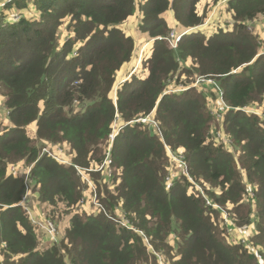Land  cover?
Listing matches in <instances>:
<instances>
[{"label": "trees", "instance_id": "trees-1", "mask_svg": "<svg viewBox=\"0 0 264 264\" xmlns=\"http://www.w3.org/2000/svg\"><path fill=\"white\" fill-rule=\"evenodd\" d=\"M200 1L8 0L0 8V264H160L156 254L167 264H264V51L251 27L264 0H227L231 28L209 35L199 29ZM134 16L152 43L140 61L145 76L131 74L113 99L117 73L135 57L121 29ZM172 33L182 35L176 48ZM48 144L82 168L110 151L111 174L90 178L115 220L91 201L86 209L85 182L42 153ZM166 146L182 151L195 184L184 172L167 184ZM20 163L28 176L10 172ZM31 201L62 234L58 243L39 240L47 234L27 214L38 210ZM219 206L235 227L253 228L248 248L228 242Z\"/></svg>", "mask_w": 264, "mask_h": 264}, {"label": "rangeland", "instance_id": "rangeland-1", "mask_svg": "<svg viewBox=\"0 0 264 264\" xmlns=\"http://www.w3.org/2000/svg\"><path fill=\"white\" fill-rule=\"evenodd\" d=\"M226 2H227V0H221L218 3H216V4H214L212 0H201L199 2V4H198V12H199L200 15H205L204 27H206L207 31L206 32L204 31V32L206 34H208V35L212 34L218 28H223V29H230L231 28V24H232L233 20H232L231 13H229V11H228ZM14 16L15 15L13 14L12 18H14ZM140 22H141V17H138V16L135 17L134 16L132 19L127 21L125 24H123L121 26V28H123L125 30V31L124 30L123 31L127 34L130 31L129 30V26H132V24L134 26L136 24L139 25ZM251 27L253 28L254 31L259 32V36L261 38V43H262L261 50L263 52L264 51V17H259L258 19L253 21L251 23ZM200 29H202V27ZM138 39H139L138 37H136V39H135L137 48H136V52H135V58H133V59H135V62H134V64H132L133 67L135 66V69H134L133 73L134 72H138L140 74V76H143L144 74L142 73L143 70H142L140 61H141V58L146 56V53L148 52V50H149V48H150L152 43H149L148 45L146 44V42L140 44ZM118 73L116 75L115 86L113 87V90H112V93H111V97L113 99L116 98L117 91H118V89H120V87H121V85L123 83V82L121 83L122 79H119L120 78V72H118ZM126 78L128 80L130 77L126 76ZM126 78L125 79L123 78V79L126 81ZM203 85H205V84H203ZM115 92H116V95H115ZM3 102H4L3 97L0 96V119H2L4 123H7V121H6L7 119H5V111H4L5 108H4ZM122 125H123V122H121V121L116 122V124L114 125V129H113L114 133H115V131L119 130V128H121ZM27 134L33 140H35L37 138L36 137L35 125L28 126ZM48 145L49 146H45L43 149H50L51 150L53 148V147H51L50 144H48ZM43 149H42V151H43ZM61 149L63 150L62 154H65V156L67 158H69L68 157L69 156L68 150H67V153H66L63 148H61ZM69 160H70V162H72L71 158H69ZM179 166H181V163L179 161L174 160V159L169 160V168H168L169 173H172V174H174V177H177L182 172L180 170ZM9 169H10V172L15 173L16 175H18V174H20L22 172H26V174L28 176L29 172H30L29 169H26V171H25L24 168H23V165L21 163L17 164V165H10ZM75 169L77 171V170L82 169V168H78V167L76 168L75 167ZM86 170H89V169H86ZM77 173L79 174L78 171H77ZM85 174H86V177L89 179V173L85 172ZM79 176L82 177L80 174H79ZM84 184L86 186V189H85L86 195H85L84 203H82V204L85 205L86 209H90L89 208L90 204L87 205L90 202V193H89L90 190H89V186L87 185V183H84ZM25 205H26V207H28V205H30L31 207L38 209V210L29 209L30 212L35 215V218H37V219L45 218V215H41L40 214V212H39L40 210L38 208L39 206H38L37 202H34V205H33L32 201H31L30 204L27 203ZM103 207H104V205L102 206V208H100L101 212H103L106 216H108V218L115 220L114 217H112L111 215H109L107 213L106 208L105 207L103 208ZM218 209H219V211H221L220 213L223 212L221 214V218L224 220V223L227 224L228 227L230 228V230L227 232L228 237H229L228 242L229 243H236V242H238L240 240V238L243 237L244 238V242H241V243L245 244V246L248 248L251 245L249 243L250 242L249 241V239H250L249 237L251 236L249 231H252L253 228L251 226L248 227V228H247V226H243L241 228L242 229L244 227L245 228H244V230H242L241 228L235 227V225L231 223L232 219L227 215L226 211H223L224 209H222L220 206L218 207ZM116 214L119 215L118 213H116ZM225 218H227L228 222H225L226 221ZM46 234L47 233H45V235ZM46 236L47 237L43 236V234L39 235V240L42 242L43 245H46L48 243H52V244L58 243V241H59L60 237L62 236V234L59 235V231L57 230L56 239H53L49 234H47ZM149 249L150 250L152 249L151 245H149ZM253 251L257 254V256H261L260 260H263L262 255L260 254V252H258L256 249H253ZM156 256H157V260H159L158 262L160 264H167L166 261H165L166 258H167L166 256H165L166 258L164 257V255L162 256L161 254L159 256H158V254H156ZM140 264H147V263L144 261V262H142Z\"/></svg>", "mask_w": 264, "mask_h": 264}, {"label": "built area", "instance_id": "built-area-1", "mask_svg": "<svg viewBox=\"0 0 264 264\" xmlns=\"http://www.w3.org/2000/svg\"><path fill=\"white\" fill-rule=\"evenodd\" d=\"M8 2V0H0V8L3 7L6 3ZM207 24V23H206ZM182 35L176 34V33H172L171 37H172V46L174 48H176L177 43L180 41ZM201 82H207L204 80V78L198 79L195 83V85H199ZM208 82H212L211 80H208ZM185 90V88L183 86H181L178 90L176 91H183ZM117 91V90H116ZM116 95V92H115ZM255 113H257L256 111H254ZM139 121H145L140 119ZM154 125H156L154 122H152ZM121 128H119V130L114 131L111 133L110 135V140L111 142H113L115 136L118 134V132L120 131ZM219 136L223 137L222 133H219ZM219 138V137H218ZM166 150H167V155L170 158V160L174 159L177 160L181 163V166H179L180 169H182L181 171L184 172L186 174V176L189 178L191 183H194V180L192 179V177H190L189 173H187V166L186 163L184 162V156L182 154V151H177V153L172 152L170 150V148H168L166 146ZM110 152V151H109ZM107 154L105 160L103 161L102 164H100L97 167H90V168H82L79 167L78 165L73 164L72 162H70L69 158H67L65 156V154L63 153V150L61 148H57V150H50V149H43L42 153H46L48 154L50 157H52L53 159H55L57 162H59L60 164H64V165H69V166H74V167H78V168H82L77 170L79 172V174L82 176V180L87 183V185L89 186V190H90V201L91 204L94 206V208L101 212L100 208H102V204L99 201L98 198V194H97V188L96 185L94 184V182L91 180L90 178V172L92 171H109L108 173L111 174L112 170H111V165H112V160L110 158V154ZM89 169V170H86ZM15 172V171H14ZM85 172L89 173V179L86 177ZM174 174L169 173V176L167 177V184L170 185L171 181L174 179ZM197 191L201 190V187L198 186L197 184L195 185ZM26 197L23 199V202L25 201ZM207 199V198H205ZM22 202V203H23ZM82 203H84V200L81 201ZM207 204L208 205H212V202L210 200L207 199ZM102 205V206H101ZM104 208V207H103ZM28 216L31 219L32 224L35 226L37 232H46L47 234H49L53 239H56V234H57V228L56 225L51 221L48 220L46 218H35V215L33 213L30 212V210L26 209ZM226 221L228 222V220L226 219ZM125 225V224H124ZM245 228V227H244ZM244 228L242 230H244ZM248 228V227H247ZM250 232V231H249ZM239 241L244 242V238H240ZM259 259L261 258V256H257Z\"/></svg>", "mask_w": 264, "mask_h": 264}, {"label": "crops", "instance_id": "crops-1", "mask_svg": "<svg viewBox=\"0 0 264 264\" xmlns=\"http://www.w3.org/2000/svg\"><path fill=\"white\" fill-rule=\"evenodd\" d=\"M171 19L173 20L174 25L177 26V22L173 19L172 14H170ZM203 31H207L206 27H204V25L201 26ZM199 27V29L201 28ZM211 28V27H210ZM122 30H124L123 28H121ZM177 31L181 32L184 29L180 26L176 27ZM129 32L126 34L128 36H131L134 38V40L136 39V37H138V41L141 43L147 42L148 44L151 43L150 38L148 37V35L146 34H142L139 30H138V24H136L135 26L132 24V26H129ZM125 31V30H124ZM147 44V45H148ZM149 51V50H148ZM135 58V57H134ZM137 58V57H136ZM137 60V59H136ZM135 59H132V61L130 63L125 64L122 69L119 71L120 72V78L122 79L121 83L124 82L126 76L130 77V75L133 73L135 66L133 67L132 64H134ZM119 74V73H118ZM145 76V74L143 75ZM124 78V79H123ZM124 80V81H123ZM127 80V78H126ZM123 84V83H122Z\"/></svg>", "mask_w": 264, "mask_h": 264}]
</instances>
